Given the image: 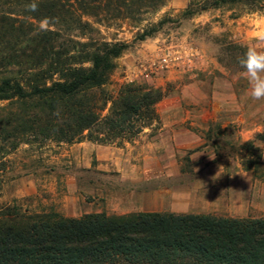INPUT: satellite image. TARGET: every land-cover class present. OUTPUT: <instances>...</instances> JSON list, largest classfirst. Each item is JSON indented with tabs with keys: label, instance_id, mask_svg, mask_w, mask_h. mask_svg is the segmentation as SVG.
Listing matches in <instances>:
<instances>
[{
	"label": "rangeland",
	"instance_id": "obj_1",
	"mask_svg": "<svg viewBox=\"0 0 264 264\" xmlns=\"http://www.w3.org/2000/svg\"><path fill=\"white\" fill-rule=\"evenodd\" d=\"M205 3L169 0L137 18L110 21L83 16L89 25L66 36L127 43L106 89L114 96L129 83L161 90L158 119L130 142L32 141L1 154L0 207L74 218L138 212L264 217V142L257 139L264 133V100L249 97L239 63L248 47L264 51V8L201 11ZM145 31L154 33L141 39ZM92 143L104 147L97 153ZM248 159L259 163L257 171L245 168ZM130 162L137 166H124Z\"/></svg>",
	"mask_w": 264,
	"mask_h": 264
},
{
	"label": "trees",
	"instance_id": "obj_2",
	"mask_svg": "<svg viewBox=\"0 0 264 264\" xmlns=\"http://www.w3.org/2000/svg\"><path fill=\"white\" fill-rule=\"evenodd\" d=\"M168 1L0 0V101L7 102L0 106V155L32 141L130 142L157 120L161 90L129 83L114 96L106 89L127 43L66 35L89 25L83 16L137 18ZM32 2L36 11L26 8ZM236 4L264 8V0H206L200 10ZM257 139L264 142V133ZM258 165L244 161L247 170ZM0 264H264V217L138 212L74 218L0 207Z\"/></svg>",
	"mask_w": 264,
	"mask_h": 264
},
{
	"label": "clouds",
	"instance_id": "obj_3",
	"mask_svg": "<svg viewBox=\"0 0 264 264\" xmlns=\"http://www.w3.org/2000/svg\"><path fill=\"white\" fill-rule=\"evenodd\" d=\"M26 8L29 11H36L38 5L32 2L26 5ZM260 39L264 41V37ZM239 63L245 69L249 81V97L255 101L264 100V51H258L256 47H248Z\"/></svg>",
	"mask_w": 264,
	"mask_h": 264
},
{
	"label": "crops",
	"instance_id": "obj_4",
	"mask_svg": "<svg viewBox=\"0 0 264 264\" xmlns=\"http://www.w3.org/2000/svg\"><path fill=\"white\" fill-rule=\"evenodd\" d=\"M137 142V141H136ZM81 144V143H80ZM83 144V143H82ZM93 144V143H92ZM93 146H96L95 147V150L97 151V153H99L102 149L101 148H103L104 147V145H100V144H93ZM124 166H132V167H134V166H137V165H135V164H133V163H129V165L128 164H126L125 163V165Z\"/></svg>",
	"mask_w": 264,
	"mask_h": 264
}]
</instances>
